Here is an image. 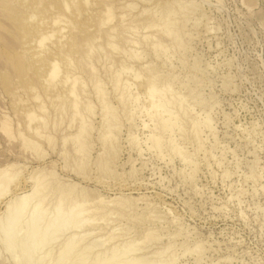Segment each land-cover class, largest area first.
<instances>
[{
  "label": "rangeland",
  "instance_id": "rangeland-1",
  "mask_svg": "<svg viewBox=\"0 0 264 264\" xmlns=\"http://www.w3.org/2000/svg\"><path fill=\"white\" fill-rule=\"evenodd\" d=\"M248 3L0 0V264H264Z\"/></svg>",
  "mask_w": 264,
  "mask_h": 264
},
{
  "label": "bare ground",
  "instance_id": "bare-ground-1",
  "mask_svg": "<svg viewBox=\"0 0 264 264\" xmlns=\"http://www.w3.org/2000/svg\"><path fill=\"white\" fill-rule=\"evenodd\" d=\"M108 34H109V33H108ZM106 36H107V35H106ZM108 37H109V36H108ZM41 44H42V43H41ZM90 49H91V48H90ZM89 59H90V58H89ZM56 65H57V64H56ZM53 66H54V65H53ZM56 67H57V66H54V68L52 69V71H51V77H55V76L58 74V71H57V70H58V67H57V68H56ZM56 69H57V70H56ZM152 85H153V84H152ZM71 93L74 94V91L72 90ZM153 107H154V105H153ZM164 124H165V123H164ZM7 170H8L7 168H6V169L4 168V169L0 170V187H2V181H4L3 177L6 176ZM5 180H7L6 177H5ZM11 181H12V180H11ZM7 183H9V180H8L7 182H6V181L4 182L6 188H7V186L9 185V184H7ZM4 184H3V185H4ZM6 184H7V185H6ZM9 186H10V185H9ZM9 186H8V187H9ZM6 188H3L4 190H2V188H1L2 192H1V190H0V196H2V195H3V196L6 195V193L8 192V191L5 192ZM34 191H35L34 194H36V190H34ZM4 193H5V194H4ZM31 194H33V192L30 193L29 195L31 196ZM34 194H33V195H34ZM33 195H32V196H33ZM30 196H28V195H25V196H23V197L19 196V197H21V198H17V200H15L17 203L20 202V203H19L20 205L18 204L19 206L16 204V202H15V204L19 207V209H20L21 211L24 210V209H22V208L26 207L25 205L27 204L28 198H29ZM32 196H31V197H32ZM31 197H30V198H31ZM0 199H1V198H0ZM11 202H12V201H11ZM11 202H10V203H11ZM10 203H9V206H11ZM11 204H13V202H12ZM14 206H15V205H14ZM38 207H39V206H38ZM38 207H37V208H38ZM61 207H62V206H61ZM10 208H11V207H10ZM13 209H14V208H13ZM76 209H77V208H76ZM10 210H11V209H10ZM15 210H16V209H15ZM17 210H18V209H17ZM8 211H9V210H8ZM21 211H20V212L18 211V212H19V216H20ZM18 212H17V213H18ZM35 212H36V211H35ZM41 212H42V211H41ZM73 212H74V210H73ZM73 212H70V213H73ZM22 213H23V212H22ZM22 213H21V214H22ZM32 213H33V212H32ZM37 213H38V212H37ZM42 214H43V213H42ZM15 215L18 216L17 214H15ZM15 215L12 216L11 218L15 217ZM39 215H40V214H39ZM39 215H38V216H39ZM57 216H58V214H57ZM59 216H60V215H59ZM59 216H58V217H59ZM65 216H66V215H65ZM71 216H72V215H71ZM71 216H70V217H71ZM39 217H40V216H39ZM39 217H37V214H36V216H35L36 221H38V220L40 219ZM63 217H64V216H63ZM16 218H17V217H15V220H17ZM19 218H20V217H19ZM19 218H18V219H19ZM37 218H38V219H37ZM33 219H34V218H33ZM33 219H32V220H33ZM58 219H59V218H58ZM71 219H73V217H72ZM15 220H14V222H15ZM19 220H20V219H19ZM19 220H18V221H19ZM52 220H53V219H52ZM54 220H55V219H54ZM61 220H62V219H61ZM18 221H17V223H18ZM34 221H35V220H34ZM36 221H35V222H36ZM6 222H7V221H6ZM14 222H13V220H12V221L10 220V225H9V227H8V225H7V227H8L7 229H8V230H7V233L5 234V235H6V238H7V234L13 233L12 230H14V227H15V223H14ZM27 222H28V221H27ZM51 222H52V221H51ZM62 222H63V221H62ZM32 223H33V222H32ZM7 224H8V223H7ZM33 224H34V223H33ZM33 224H32V225H33ZM16 226H17V225H16ZM33 226H34V225H33ZM58 226H59V225H58ZM63 227H64V226H63ZM32 230H33V228H32ZM47 230H48V228H47ZM58 230H59V229H58ZM5 232H6V230H5ZM31 232H33V231H31ZM25 233H26V232H25ZM13 234H15V232H14ZM47 234H48V233H47ZM47 234H46V232L44 233V235H46V236H47ZM26 235H27V234H26ZM9 236H10V235H8V238H7V240H6L7 242H9V239H11ZM13 236H14V235H13ZM46 236H45V238H46ZM51 236H53V235L51 234ZM16 237H17V236H16ZM34 237H35V236H34ZM43 238H44V236H43ZM39 243H41V242H39ZM31 244H32V243H31ZM26 246H28L27 243H26ZM28 247L30 248V250H31V252H32L31 247H30V246H28ZM33 247H34V246H33ZM34 249H37V248L35 247ZM29 253H30V252H29ZM29 253H28V255H29ZM31 255L33 256V254H30V256H31Z\"/></svg>",
  "mask_w": 264,
  "mask_h": 264
},
{
  "label": "crops",
  "instance_id": "crops-1",
  "mask_svg": "<svg viewBox=\"0 0 264 264\" xmlns=\"http://www.w3.org/2000/svg\"><path fill=\"white\" fill-rule=\"evenodd\" d=\"M248 2L264 17V0H248Z\"/></svg>",
  "mask_w": 264,
  "mask_h": 264
}]
</instances>
